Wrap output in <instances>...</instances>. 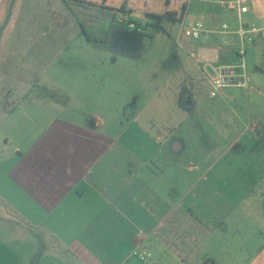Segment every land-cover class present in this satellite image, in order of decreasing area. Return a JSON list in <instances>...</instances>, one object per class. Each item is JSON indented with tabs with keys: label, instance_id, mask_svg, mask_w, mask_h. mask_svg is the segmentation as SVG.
Masks as SVG:
<instances>
[{
	"label": "crops",
	"instance_id": "crops-1",
	"mask_svg": "<svg viewBox=\"0 0 264 264\" xmlns=\"http://www.w3.org/2000/svg\"><path fill=\"white\" fill-rule=\"evenodd\" d=\"M196 1L202 5L191 18ZM220 1L225 0H0V264H238L243 215H224L213 204L207 214L209 204L195 197L199 184L191 186L187 200L172 192L179 172L193 171L194 157L205 149H194L189 135L188 141L161 137V143L157 137L155 149L132 150L114 122L106 128L95 84L61 82L63 60L91 59L94 66L115 61L93 48L82 29L99 37L124 14L141 22L146 14L175 12L181 15L175 42L182 52L168 55L172 63L188 55L198 70L230 65L238 40L225 44L221 25H229L228 37H237L230 19L236 17L237 27L238 12L233 0L224 7ZM215 6L226 12L225 20ZM187 20L203 24L199 38L182 34ZM250 48L257 54L251 59L256 74L249 78L253 102L264 93V67L253 62L264 60V38L257 34ZM157 72L150 76L161 78L147 81L159 83L160 92L173 69ZM93 76L88 75L92 82ZM136 82L140 74L127 75L128 91ZM187 100L184 108H196ZM108 102L106 95L103 105ZM135 114L133 106L123 115L130 122ZM212 123L223 124L224 134L229 130L223 118L214 122L209 116ZM205 124L199 119L197 130ZM140 232L146 237L138 243ZM136 249L150 257L137 259ZM247 264H264V245L251 249Z\"/></svg>",
	"mask_w": 264,
	"mask_h": 264
},
{
	"label": "rangeland",
	"instance_id": "rangeland-1",
	"mask_svg": "<svg viewBox=\"0 0 264 264\" xmlns=\"http://www.w3.org/2000/svg\"><path fill=\"white\" fill-rule=\"evenodd\" d=\"M194 4V16L191 18L197 16L196 13L202 5L197 1ZM243 4L248 7L249 12L243 14L242 21L255 25L264 23V0H243ZM215 8L219 18L225 20L226 12L220 10L219 6ZM235 18L230 19L233 29H237ZM179 30L178 22L163 21L154 32L153 39L146 40L147 46L142 60L134 61L114 55L115 61L103 59L98 61L99 66L92 65L94 61L91 59L63 60L61 63H66L67 69L65 68L61 82L65 85L82 84L84 87H87L86 84H95L98 112L107 122L106 128L110 130V124L114 122V130L124 134L122 141L132 150L140 147L155 149L161 143V137L164 140L171 136L180 137L188 141V136L191 135L188 142L193 144L194 149L205 150L194 157L193 171L179 172V182L172 192L178 198L186 196L187 200L191 194H188L191 186L199 184L200 188H196L195 197L197 201L204 200L209 204L206 207L207 214L214 212V207L211 206L213 204L216 211L224 212V215H243L239 220L243 249L237 263L247 264L251 258V249L264 245V93L252 102L248 94L249 84L246 89L228 88L218 97H211L210 86L201 67L197 69L194 59L185 55L174 64L168 58L170 53L182 52L180 42H175ZM236 40V36H226L225 44L234 46ZM76 46L77 44H72L71 47ZM250 46L245 56L249 78L256 74L251 59L257 56L256 50H252ZM104 51L113 55L107 50ZM232 55L233 61L229 64L239 65L240 59ZM253 62L264 67V60L254 59ZM164 67L173 69V74L166 79L167 85L159 92L156 89L160 86L159 83L147 80L161 78L160 75L150 74L158 73L157 70ZM144 71L147 73L145 77L142 76ZM136 73L140 74V82L132 84L131 91H128L127 75L133 76ZM92 74L93 82L88 79V75ZM143 79L146 80L145 84ZM106 95L109 102L104 106ZM187 98L195 102L196 108H184L188 104ZM130 104L135 107L136 117L129 122L123 112ZM85 109L91 110L90 107ZM209 116L214 122L218 118L225 119L229 130L224 134L220 128L223 124H208ZM199 119L207 122L201 131L197 130ZM218 131L222 132L221 136ZM157 137H160L159 143L155 144ZM181 175L185 179H181Z\"/></svg>",
	"mask_w": 264,
	"mask_h": 264
},
{
	"label": "built area",
	"instance_id": "built-area-1",
	"mask_svg": "<svg viewBox=\"0 0 264 264\" xmlns=\"http://www.w3.org/2000/svg\"><path fill=\"white\" fill-rule=\"evenodd\" d=\"M233 5L236 7L238 12V20H237V30L235 34L238 38V46L236 55L240 59V64L233 65H204L202 67V72L208 78V83L210 86V96L215 98L220 95V93L224 89L228 88H248L249 86V77L248 70L245 65V56L247 53V49L250 45L253 44L255 36L260 34L264 38V27H258L254 24H249L247 22L242 21L241 15L248 12V7L243 4V0H233ZM219 4L221 7H224L227 2L220 1ZM118 23L127 24L129 29H138V27H142L145 24V21L141 22H133L130 21L128 15L124 14L119 20ZM184 29L182 34L186 37L197 39L201 36L204 31V26L200 22H194L191 20H187L183 22ZM221 33L224 35L223 41H226L225 35L228 34V25H221ZM146 237V234L140 232L138 236V243ZM133 255L144 261L146 258L150 257V253H142L139 250H134Z\"/></svg>",
	"mask_w": 264,
	"mask_h": 264
},
{
	"label": "trees",
	"instance_id": "trees-1",
	"mask_svg": "<svg viewBox=\"0 0 264 264\" xmlns=\"http://www.w3.org/2000/svg\"><path fill=\"white\" fill-rule=\"evenodd\" d=\"M180 17L177 18L175 12L146 14L144 19L145 24L142 27H138V29H129L127 24L118 23L116 20H113L109 24L107 31L99 37L88 35L84 29H82V33L86 41L93 48L107 50L113 55L138 61L143 59V54L147 46L146 40L153 39L154 32L160 28L163 21L168 20L180 23ZM130 21L138 23V21L131 19ZM3 26L0 27V35L4 29ZM129 106L132 107V104Z\"/></svg>",
	"mask_w": 264,
	"mask_h": 264
}]
</instances>
